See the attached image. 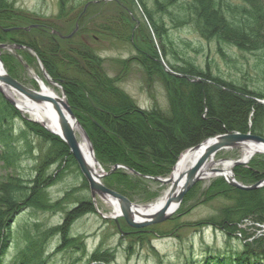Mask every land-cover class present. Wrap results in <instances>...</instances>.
<instances>
[{
    "label": "trees",
    "instance_id": "16d2710c",
    "mask_svg": "<svg viewBox=\"0 0 264 264\" xmlns=\"http://www.w3.org/2000/svg\"><path fill=\"white\" fill-rule=\"evenodd\" d=\"M15 2L0 0V44L23 46L25 50L15 52L28 66L35 58L26 49L32 51L49 77L60 83L72 113L89 138L97 163L106 173L115 166L127 167L135 173L117 169L103 180L105 187L129 201H149V186L154 182L146 177L166 178L180 155L208 138L229 133L264 137V89L257 92L237 80L223 78L206 63L205 68H200L183 60L181 65H167L169 71L161 65L162 58L168 56L178 61L164 17L175 28L190 26L202 41L216 44L224 59L222 46L226 45L241 54L259 55L264 64V0H151L152 8L143 0H96L88 2L79 14L63 13L53 19H41L15 9ZM137 8L145 19L141 24L151 26L155 41L143 33L138 40L133 15ZM170 8L181 12L179 18ZM112 10L118 15L119 30L109 17ZM31 25L37 27L12 30ZM53 31L62 36L74 31L75 34L63 40ZM107 38L121 39L136 53L128 61H116L122 70L119 76L108 75L104 68L106 60L95 49L97 42ZM1 53L7 74L18 79L19 71L10 68L8 62L13 59L23 73L21 63L13 54L3 50ZM131 62L164 90V109L153 102L149 109L141 110L119 87L123 71ZM261 67L259 73L264 80V65ZM27 160L33 163L24 178L15 172ZM0 162L9 172L0 178V264H4L13 241L16 218L29 210L50 214L63 211L64 215L60 224L41 232L35 229L34 235L24 236V246L13 264H49L58 253L84 256L83 238L71 231L78 219L95 213L91 199L73 196L76 189L57 201L49 196L50 187L67 172L79 174L74 158L59 137L24 120L1 95ZM233 171L242 185H253L264 180V158ZM82 188L88 189L84 179ZM198 190V185L193 187L181 205L194 199ZM199 197L200 205L214 199L229 204L218 211V216L196 226L219 229L231 237L244 219L264 224V188L239 191L216 180L200 191ZM52 239L58 245L49 255L46 247ZM239 240L241 249L228 243L224 249L206 247L201 259L184 264H264V237ZM112 254L96 249L88 261L105 262Z\"/></svg>",
    "mask_w": 264,
    "mask_h": 264
},
{
    "label": "rangeland",
    "instance_id": "374dc122",
    "mask_svg": "<svg viewBox=\"0 0 264 264\" xmlns=\"http://www.w3.org/2000/svg\"><path fill=\"white\" fill-rule=\"evenodd\" d=\"M94 1L96 0H16L14 8L23 10L26 13H33L41 19H53L54 16L63 15V13L72 14L73 16L79 14L84 10L88 2ZM143 1L147 4L148 8H152L151 0ZM112 11L113 14L109 17L113 18L112 25L119 30L121 26L118 23V15L114 10ZM169 11L177 18L181 15V12L176 8H170ZM141 13L139 8L133 12L134 20L136 25H138V30H136L138 40H141L140 35L143 33L150 36L151 39L155 41L151 26L141 24V22L145 21ZM163 23L169 31L171 42L174 45L172 50L178 58V61H176L173 56H168L166 59L161 57V65L166 71H169L167 65H173L175 63H180L179 65H181L183 60L200 68H205L206 63L213 73H217L223 78L237 80L239 83L247 85L257 92L263 91L264 80L262 74L259 72L262 68L261 66L264 64L260 62L259 55L248 53L241 54L237 50L225 45L222 46V51L226 55V59H224L218 54L216 44L202 41L190 26L175 28L174 24L165 17ZM116 35L118 36V32ZM97 44L98 46L95 49L99 56L106 60L104 68L108 75L111 76H119L122 73L116 61H128L136 56L134 49L130 47L129 44L122 42L121 39L115 40L113 38H107L104 41L101 40L97 42ZM2 56L3 53H1L0 50V64H2L7 74L8 67L2 62ZM8 63L10 68L20 73L16 81L33 92L40 90L35 76L41 80L43 79L36 61H33L31 66H28L25 60L22 61V68H24L23 73L20 71L21 67L19 68L13 59ZM25 64L26 67H24ZM44 83H46L59 98L62 97L58 87L52 86L46 81ZM119 87L124 90L130 98L135 100L137 106L141 110L149 109L153 102H156L161 109L166 107L164 90L157 82L148 80L144 76L142 70L133 62L130 63L126 71H123ZM20 116L24 120L28 118V116H23L22 114H20ZM76 135L78 141H80V135ZM241 155L242 151L240 150L221 151L215 156L214 160L225 162L238 161ZM263 158L264 155L256 154L247 165L253 161L260 162ZM32 163L33 162L30 160L21 162L15 173L21 177H27L31 171L30 167ZM233 169L234 168H232L231 171L233 172L234 180L239 182L235 177ZM7 173L9 172L4 169L0 162V178L4 177ZM216 180L224 181L222 177L212 178L209 181H200L198 185L199 190L194 199H190V202L186 204H180L179 209L168 221L145 229L131 230L126 228L121 217H117L116 222L107 219L111 217L113 213L112 209L107 204V200L95 197V206L99 214L95 212L94 214L84 215L75 222L71 231L75 236L83 238L84 256L81 254H74V256H71L58 253L51 258L49 264H184L192 259H201L200 256L206 247L211 249H224V246L228 243L229 246L233 248L241 249L242 241L239 239H245V237H247V240H250L252 236H255L254 232L259 229V226H264V224L258 223L259 226L252 227L257 222L248 220V222L241 225V229H238L237 232L234 233V236L231 237L227 236L219 229L196 226V224L201 221L218 216V211L229 204L219 199H214L206 204H198V202L200 203L201 201L199 197L200 191L208 187L212 181ZM82 181L83 178L78 173L67 172L58 183L50 187L49 196L51 200L57 201L61 199L65 193L71 192V190L74 189H76V192L73 193V196H85L89 198V189L82 188ZM167 189L168 187L158 183L150 184L148 196H151V199L145 203L136 200V203L134 202L133 204L139 207H146L149 204L157 202L158 199L163 198ZM196 203L197 205L195 206L194 204ZM72 206H67V208L70 209ZM63 215V211L50 214L34 212L32 210L20 214L13 225V241L6 254L4 264H13L17 253L24 246V236L27 234L34 235L35 229L41 232L60 224ZM101 216H103L105 220L102 219ZM116 225L123 232V236L116 230ZM240 231L245 233L244 236ZM47 244L46 254L51 255L53 249L58 245L57 240L52 239ZM96 249L104 250L105 252L110 251L113 253V256L107 258L105 262L98 261L96 263H91L88 261V258Z\"/></svg>",
    "mask_w": 264,
    "mask_h": 264
},
{
    "label": "water",
    "instance_id": "95a60500",
    "mask_svg": "<svg viewBox=\"0 0 264 264\" xmlns=\"http://www.w3.org/2000/svg\"><path fill=\"white\" fill-rule=\"evenodd\" d=\"M34 27V26H33ZM69 38V37H68ZM0 49L11 50V49H22L20 46H8V45H0ZM0 69L2 71V75H0V94L5 98L7 103L15 107L18 110V107L15 105L14 100L12 101L10 98L4 95L1 90L2 85L5 86L10 91H14L16 95L22 98H26L30 102L34 104L46 103L52 104L56 115L59 116V132L61 141L67 146L71 156L74 158L76 166L78 167L79 173L84 178L90 193V198L92 199V203L95 207V197H98L102 200L112 201L117 204L119 208V216L124 220L125 225L133 230L148 228L149 226L159 225L164 223L171 218V216L179 209V205L182 202L183 198L192 189L199 181L204 180L203 176H205L204 169L207 166L208 160L214 158L220 151H229V150H240L243 151L246 148H250L251 146H256L264 149V137L260 138L255 135L250 134H238V133H229L219 135L213 138H208V140L198 144V146L187 149L186 153L201 150V154L198 159L194 161L192 165L188 167L185 171L178 174V176L174 177V171L177 167V164L173 168L172 172L167 178H151L155 183H159L160 185L167 186L168 189L164 193V200L160 204L159 210L150 215H145L141 220L133 218V211L139 206H135L132 204L126 197H122L117 192H113L102 184V180L104 176L108 175L103 173V170L100 166H98L95 157L93 156V148L90 145V141L88 136L85 134L82 126L78 124L74 114L66 102L65 95L62 93V98H50L46 95L40 94L38 92H33L27 87L23 86L15 79L11 78L8 74L5 73L2 64H0ZM40 70L42 72L43 78L51 84L53 81L48 77L47 72L43 69L40 64ZM37 80V76H35ZM41 90V89H40ZM63 109L64 117L61 113V109ZM19 111V110H18ZM20 112V111H19ZM32 123H37L28 119ZM39 124V123H37ZM41 126V125H40ZM73 127L77 128V134L80 135L81 140H84L89 146V155L93 157L95 164L99 167L101 175H96L93 171L90 170L89 167L86 166L83 156L80 153V146L78 145V140L73 133ZM44 128V130L49 132L50 134H55L49 130L48 128ZM184 154V155H185ZM260 155H264V152L258 153ZM220 162V161H219ZM248 162H242L240 160L233 161L232 167L246 165ZM125 169L130 174L135 175V173L126 167L115 166L112 171L113 173L116 169ZM210 172H217L214 169H211ZM225 182L232 188H235L239 191H254L256 189H260L264 187V181L253 184L252 186H244L239 182L234 180L233 172L231 171L230 177H223ZM149 178V177H147ZM98 212V210L96 209ZM104 219V218H103ZM107 219L113 220L116 222L115 218L109 217ZM117 230L119 227L117 226Z\"/></svg>",
    "mask_w": 264,
    "mask_h": 264
},
{
    "label": "bare ground",
    "instance_id": "6f19581e",
    "mask_svg": "<svg viewBox=\"0 0 264 264\" xmlns=\"http://www.w3.org/2000/svg\"><path fill=\"white\" fill-rule=\"evenodd\" d=\"M0 75H2V71L0 69ZM40 86V91L38 93L46 95L50 98H56L58 97L54 91L47 86L46 83L43 82V80L38 79L37 81ZM1 90L3 91L4 95L10 98L12 101L14 100L15 105L18 107V110L23 116H28L32 121L39 123L41 126L48 128L51 130L55 136L60 138V132H59V116L56 115V112L54 111V108L52 104L46 103H40V104H34L27 100L26 98L19 97L15 94V92L10 91L5 86L2 85ZM61 113L65 117L66 114H64L63 109L60 107ZM73 133L77 138L76 133L77 128L73 127ZM78 140V139H77ZM78 145L80 146V153L84 158L85 164L87 167L90 168L91 171H93L96 175H100V169L95 164L94 159L92 156L89 155V146L84 140L78 141ZM201 150L188 152L187 154L183 155L179 161L177 162V167L174 171V177L178 176V174L182 173L190 165L194 163L196 159H198L199 155L201 154ZM264 152L263 148L251 146L250 148H246L242 151V155L240 157V161L242 162H249L251 158L258 154ZM215 158V157H214ZM214 158H211L208 160L207 166L204 169L205 176H203L204 180L209 181L212 178H217L220 176L223 177H230L231 169H232V162H225V161H215ZM211 169L216 170L217 172H210ZM164 200L163 198H160L157 200V202L147 205L146 207H139L136 208L133 211V218L141 220L143 216H147L150 214L156 213L159 208L161 207L160 204ZM107 204L112 209L113 213L111 215L112 218L119 216V208L116 203L112 201H107ZM143 215V216H142Z\"/></svg>",
    "mask_w": 264,
    "mask_h": 264
}]
</instances>
